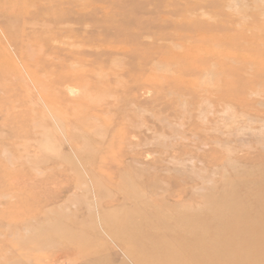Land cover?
Returning <instances> with one entry per match:
<instances>
[{
  "label": "rangeland",
  "instance_id": "obj_1",
  "mask_svg": "<svg viewBox=\"0 0 264 264\" xmlns=\"http://www.w3.org/2000/svg\"><path fill=\"white\" fill-rule=\"evenodd\" d=\"M260 173L264 0H0V264H136L102 215L150 213L143 256L156 213L223 229Z\"/></svg>",
  "mask_w": 264,
  "mask_h": 264
},
{
  "label": "bare ground",
  "instance_id": "obj_2",
  "mask_svg": "<svg viewBox=\"0 0 264 264\" xmlns=\"http://www.w3.org/2000/svg\"><path fill=\"white\" fill-rule=\"evenodd\" d=\"M10 37L13 41L12 34ZM40 87L42 89V85ZM250 188L249 199L255 200L256 203L248 205L245 203V206L250 208L249 210L242 209L241 206L238 208V204L236 209L232 204L229 225L220 230L214 229L215 232L206 221L207 219H194L191 222L188 217H191L193 213L185 215L181 210L171 211L168 215L173 221L168 223L170 220H166L165 213L160 215L155 212L158 222L152 231L158 236L156 238L158 244L143 250V256H140L141 251H138L145 241L141 227L144 218H150V213L145 212L144 215H139L136 211H132L126 214L124 219L118 220L104 214L100 223L113 239L122 244L129 256L135 259L136 264H252L251 254L244 251V247L248 240L246 230L249 226L252 227L253 224L258 223L257 228L264 230V177L262 173L251 180ZM229 226L235 230L237 240L226 235V229ZM169 231L172 233H168ZM166 235L167 237L164 238L166 240H163ZM132 237H136V240Z\"/></svg>",
  "mask_w": 264,
  "mask_h": 264
}]
</instances>
